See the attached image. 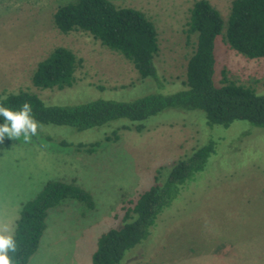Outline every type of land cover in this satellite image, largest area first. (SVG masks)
I'll return each mask as SVG.
<instances>
[{"label":"rangeland","instance_id":"1","mask_svg":"<svg viewBox=\"0 0 264 264\" xmlns=\"http://www.w3.org/2000/svg\"><path fill=\"white\" fill-rule=\"evenodd\" d=\"M74 1L0 0V95L29 91L47 104L76 105L131 102L186 89L187 65L197 43L187 23L198 0H109L154 22L159 82L142 80L132 63L89 33L58 30L57 9ZM208 1L227 22L234 0ZM225 31L216 44V83L228 80L264 95V58L251 60L233 50ZM58 47L72 50L80 61L74 86L34 87L38 65ZM131 124L134 128L122 132L118 142H106L94 154L62 147L59 141H101L96 131L39 123L42 127L28 142L5 137L0 143V234L6 226L14 235L23 205L47 182L75 181L93 195L95 209L69 201L51 210L29 264H93L100 237L121 226L124 207L155 184L157 169L212 142L215 151L195 180L183 189L176 186L171 207L122 264H264V127L245 120L210 126L204 112L174 109ZM138 126L144 127L141 133Z\"/></svg>","mask_w":264,"mask_h":264},{"label":"trees","instance_id":"2","mask_svg":"<svg viewBox=\"0 0 264 264\" xmlns=\"http://www.w3.org/2000/svg\"><path fill=\"white\" fill-rule=\"evenodd\" d=\"M54 22L63 34L83 31L120 53L133 64L142 80L160 81L156 65L160 52L158 32L143 12L118 7L109 0H76L60 6ZM224 29L226 42L233 50L251 60L264 58V0H234L227 22L210 1L198 0L187 23V33L195 35L197 43L188 61L185 90L171 95L150 94L131 102L96 100L76 105H51L35 93L20 91L1 94L0 106L16 112L27 103L40 124L102 134L101 141L92 143L59 141L62 147L87 154L96 153L106 142H118L122 132L134 128L131 123L147 121L171 109L204 112L210 126L229 127L237 120H245L264 127V95L249 86L228 80L218 86L215 81L216 44ZM79 64L72 50L58 47L38 65L33 85L41 90L71 88ZM121 121L127 122L118 123ZM2 123L4 118L0 116ZM135 130L141 133L144 127ZM47 139L54 140L51 135ZM214 151V143L210 142L170 166L158 168L155 184L124 207L121 226L100 237L93 264H122L128 252L149 238L160 214L171 207L176 186L183 189L188 180H195ZM69 201H77L88 210H94L96 205L89 191L75 181L64 180L47 182L23 205L13 235L17 244L15 254L10 253L13 264H29L48 228L50 211Z\"/></svg>","mask_w":264,"mask_h":264},{"label":"clouds","instance_id":"3","mask_svg":"<svg viewBox=\"0 0 264 264\" xmlns=\"http://www.w3.org/2000/svg\"><path fill=\"white\" fill-rule=\"evenodd\" d=\"M0 116L4 118V123L0 124V143L5 137L9 139L22 137L25 142H28L32 136L37 134L38 127H42L34 119L32 109L27 103L16 112L0 106ZM3 233L0 234V264H13V257L10 253L15 254L17 244L6 226Z\"/></svg>","mask_w":264,"mask_h":264}]
</instances>
